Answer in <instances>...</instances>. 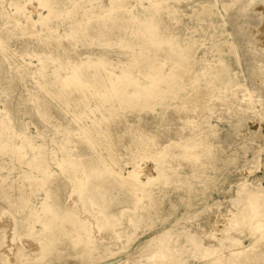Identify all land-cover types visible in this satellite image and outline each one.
Here are the masks:
<instances>
[{"label": "rangeland", "instance_id": "obj_1", "mask_svg": "<svg viewBox=\"0 0 264 264\" xmlns=\"http://www.w3.org/2000/svg\"><path fill=\"white\" fill-rule=\"evenodd\" d=\"M42 1L0 0V264H264V0Z\"/></svg>", "mask_w": 264, "mask_h": 264}, {"label": "bare ground", "instance_id": "obj_2", "mask_svg": "<svg viewBox=\"0 0 264 264\" xmlns=\"http://www.w3.org/2000/svg\"><path fill=\"white\" fill-rule=\"evenodd\" d=\"M49 0H43L42 2H43V4L45 5L47 2H48ZM255 1V0H254ZM231 2H233V3H236V4H238L239 6H241L243 9H245L246 7H248L249 5H251L252 4V2H253V0H231ZM262 2V1H261ZM121 3H122V1H121ZM263 4V3H262ZM261 6V5H260ZM258 7V6H257ZM261 8V7H260ZM263 9V8H262ZM261 9V10H262ZM242 10V9H241ZM255 10V9H254ZM264 10V9H263ZM49 11V10H48ZM244 11V10H243ZM257 11H259V9L257 10ZM264 13V12H263ZM238 14V13H237ZM260 15V14H259ZM263 15V14H262ZM261 17V16H260ZM261 21V20H260ZM257 31V30H256ZM237 35H238V38L240 39V40H245L247 43H251L252 42V40H251V38H248L247 36H245L244 34H241L240 32H237ZM256 35V34H255ZM252 37V36H251ZM253 37H254V34H253ZM252 37V38H253ZM255 41H256V43H258L259 44V46L261 45V46H264V19L262 20V23L260 24V26H259V30H258V39L256 40L255 39ZM157 44V43H156ZM155 45V42L153 43V42H148V47H155L154 46ZM262 51H264V49L262 50ZM249 53H250V55L251 56H253L254 58H255V60H257V61H259V58H258V56H257V54L256 53H254L253 51H249ZM177 61L178 62H181L180 60H178L177 59ZM261 61V60H260ZM182 63H179V65H181ZM178 66V65H177ZM261 71V73H264V70L262 69V70H260ZM175 72V74L176 75H181L182 74V70L180 69V68H178L177 67V70H175L174 71ZM173 72V73H174ZM66 79V78H65ZM80 79V78H79ZM67 82V81H66ZM65 82V83H66ZM71 82H73V80L71 81ZM74 82H76V83H79L80 82V84H82V85H87V83L85 82V81H74ZM149 88H150V86H149ZM78 89V88H77ZM80 89V88H79ZM89 89V88H88ZM145 90H147V89H145ZM81 91H83V89L81 90ZM148 95H149V97H150V95H152L153 94V92H150V93H147ZM223 101H225L224 99H222ZM171 145H173L172 143H170ZM165 147H167V146H165ZM159 155H160V157H164V159L165 158H167V161L169 162L171 159H173L174 157H175V155H176V153L175 152H169V153H159ZM165 164V163H164ZM158 173L160 174V171H158ZM118 174H120L121 176L119 177L120 178V180L121 181H125V182H127L128 183V186L133 190V191H137V190H140V192H142V194H146V195H148L147 193H149V191L147 190V189H145L143 186H144V184L146 183V182H143V183H141V181L139 180L140 178H138V175H139V173L137 172V171H135L134 169L133 170H130V171H127L126 173H124V175L123 174H121V172H119ZM148 180H151V178L149 177V179ZM148 180H147V182H148ZM250 190H252V191H256L257 189L256 188H250ZM143 195V196H144ZM247 197H249V198H251L249 195H247ZM263 210H264V208H263ZM241 212V211H240ZM246 213L244 212V215H245ZM247 219H249V220H252L253 218L249 215V214H247L246 216H245ZM217 220V219H216ZM256 220V219H255ZM258 221V223H260V224H264V214L262 215V218L260 219V220H257ZM234 224V223H233ZM225 225V224H224ZM252 228V227H251ZM260 231V230H259ZM261 231H263V228H262V230ZM186 235H187V233H186ZM188 237H189V235H187ZM194 235H190V240L188 241L187 240V242L189 243L190 241H192V243L193 244H196L197 243V241L196 240H198V239H196L195 240V237H193ZM250 236L253 238L252 240H251V247H252V249L254 250V248L255 249H257L259 246H261V244H262V242H263V240H264V234H262L261 236H260V238L258 237V235H256L255 233H253V231H250ZM187 239V238H186ZM221 240V239H220ZM42 240H40V242H41ZM231 241H232V239H231ZM216 242H218V241H216ZM191 243V244H192ZM208 243V242H207ZM206 243V246L208 245ZM198 244V243H197ZM198 245H201V244H198ZM213 245V244H212ZM212 245H209V246H212ZM189 246H192V245H189ZM220 246V245H219ZM218 246V247H219ZM194 247H196V246H194ZM200 248V247H199ZM198 248V249H199ZM210 248V247H209ZM214 248H216V247H214ZM241 248V247H240ZM250 248V247H249ZM249 248H246L245 247V249L243 248V250H236V251H231L230 253H229V259H231V261H232V263H236L237 261H239V264H249L250 262H249V258H250V256H244L243 258H240V256L239 255H243V254H247V253H249ZM192 249H193V247H192ZM158 252H159V250H158ZM211 252V251H210ZM258 253V255H259V252H257ZM159 254V253H158ZM157 254H155V256H156ZM160 255V254H159ZM161 256H163V255H161ZM160 256V257H161ZM166 256V255H165ZM171 256V255H170ZM153 257V256H152ZM167 257V259L169 258L168 256H166ZM165 257V258H166ZM172 257V256H171ZM177 257V256H176ZM215 257V256H214ZM218 258V257H217ZM220 258V257H219ZM219 258H218V261H219ZM223 258V257H222ZM171 259V258H170ZM215 259H216V257H215ZM176 260V259H175ZM222 261V264H223V261L225 262L226 260L225 259H223V260H221ZM176 262H177V260H176ZM216 262H217V259H216ZM4 263V262H3ZM162 263H164V262H162ZM172 263V262H171ZM170 263V264H171ZM175 263V262H174ZM179 263H181V262H179ZM214 264V261H208V262H205V264ZM220 263V262H219ZM218 263V264H219ZM159 264V263H158ZM166 264V263H165ZM168 264V263H167ZM176 264H178V262L176 263ZM251 264V263H250Z\"/></svg>", "mask_w": 264, "mask_h": 264}]
</instances>
